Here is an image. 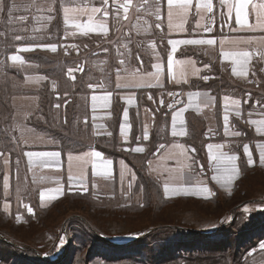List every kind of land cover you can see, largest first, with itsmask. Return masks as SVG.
<instances>
[{"label": "crops", "instance_id": "1", "mask_svg": "<svg viewBox=\"0 0 264 264\" xmlns=\"http://www.w3.org/2000/svg\"><path fill=\"white\" fill-rule=\"evenodd\" d=\"M133 2L138 4L139 0ZM196 2L197 0H193V5ZM212 2L211 13L204 11L197 15L195 7H191L182 30L169 29L167 0H161L160 21L144 11L137 12L135 8L130 9L127 20L123 18V9H119L120 16L117 19V9L123 0H116L115 3L108 0L106 6L102 0H48L47 7L38 10L40 13L37 15L41 18L36 20V25L44 26L40 30H43L42 33L46 31L43 39L47 42H20L14 51L6 54L4 61L8 66L16 68L15 75L21 76L20 81H14V84L22 85L26 89L32 88L31 92L28 91L23 96H34L32 90L37 89L42 97L45 94L51 98L54 105L62 107V112L58 111L57 118L63 125H66L64 121L69 118L67 127H72L75 133L54 137L51 135L55 133L53 129L43 126L44 120L40 124L34 123L30 118H37L36 107L37 104L40 105L38 99L33 111L26 115H18L16 121H12L14 124L4 131L3 138L2 134L0 135V216L14 223H22L18 221L20 218L22 221H28L34 218L38 208H48L64 194L71 193H100L103 198H119L121 207L133 205L135 208H141L143 205H149L151 198L157 199L163 205L196 200L202 205L215 208L219 206L220 214L217 212L208 215L198 212L192 215L184 211L182 224L176 225L194 231L199 230L204 234L222 231V228L235 222V212H243L247 216L264 212V189L242 198L244 201L238 199V194L245 193L242 183L246 177L256 170L264 171V164L260 162V153L264 151V130L258 132L259 125L250 123L264 119V56L256 54L257 51L264 52V45L252 43L240 46L242 50L252 52L246 77L234 75L232 59H225L221 55L222 50L235 49L231 45L225 44L223 48L220 45V40L225 37L245 39L264 37V29L242 28L235 22L234 9L229 16L227 4H221L220 0ZM253 3L259 5L264 3V0H253ZM92 7H107V17L103 12L94 14L96 22L106 24L108 29L106 34L95 31L85 35L76 27L77 22L80 24L87 22V14L69 12L68 21L65 22V8ZM53 13L58 17L59 28L51 35L48 23ZM138 16L141 19L138 20ZM25 18L27 20L28 16ZM145 20L151 24L148 32L144 31L148 26ZM157 22L161 24L160 28L155 27ZM249 23H256L255 12H251ZM88 38H100L104 39V42L99 50L92 48L80 58L78 52L81 47L77 48V52L71 49L67 55L70 57L68 62L56 70L48 67L54 69L55 73L47 71L33 58L34 53L40 50L37 45L56 44L57 51H60L64 48L65 42ZM185 39H214L216 43L177 45V51L173 53L174 59L192 61L198 70L197 75H192L189 67L187 83L177 84L170 81L167 75V57L172 49L169 40ZM25 48L30 50L23 51ZM91 54L104 58L101 62L93 64L91 61L89 64L87 61L93 57ZM12 55L21 56L23 63L12 61L10 59ZM82 60H85L84 64L79 63ZM121 60L125 61V64L122 65ZM156 63H160L162 67L160 83L157 84L155 79H147L148 83L156 86L117 87V83L126 82L122 79L124 73L118 70L125 67L129 71L139 69L147 78L148 73L155 72L153 65ZM66 69L73 71L67 75ZM38 77L44 79L38 80ZM25 88L19 92L22 94ZM108 92L112 95L109 97L108 106L105 107L102 97ZM190 92H199L201 95L190 101L188 97ZM205 94L212 98L207 101L208 107L203 106ZM93 95L97 97L95 108ZM225 97H228L227 101ZM233 100H238L239 106L233 104ZM181 109L184 111L177 119L176 129L177 131L183 129L186 135L173 136L172 115ZM125 110L128 112L127 121L124 119ZM67 113L69 115L66 117ZM45 115L44 112L38 113L41 119ZM225 115L228 116L227 133ZM49 119L52 120L53 117L45 118L46 125L49 124ZM181 119L183 123H180ZM122 123L127 124L125 134H121ZM145 128L148 131L147 140L143 138ZM66 137L70 143L68 146L62 144ZM175 144L184 146L185 156H180V149L172 147ZM208 144L221 146L219 149L214 148L213 152L237 157L232 164L235 165L238 174L230 184L224 183L221 179H212L214 175L221 174V169L215 166V161L209 159ZM160 145L165 147L160 149ZM245 145L248 146V153L244 150ZM137 147L143 148L144 151H133ZM92 150L100 152L101 157L88 158L89 163L86 166L76 159ZM28 152H56L59 155L55 158L32 157L30 163L29 157L25 155ZM173 153L175 156L169 158ZM250 156L253 160L251 165L248 163ZM106 160L112 162L108 168L110 176L104 174L103 164ZM93 162L97 164L95 171L92 168ZM232 164L225 162L223 167L230 168ZM70 175L73 177L71 180ZM81 176L83 180L77 179ZM140 178H143L142 182L139 181ZM165 183L169 185L168 194L164 191ZM61 186L62 195L48 191ZM204 188L208 191H202ZM41 191L45 192L43 200L40 198ZM124 194H127L126 198L129 199L126 203L122 202ZM225 200H231L232 205H227L228 201L226 203ZM234 206L237 209H234ZM152 228L157 227L149 229ZM133 234L121 236L123 240L116 243H126L134 239ZM216 235L222 234L220 232ZM68 243L66 239L64 245ZM248 243L250 249L236 255L239 259L238 264H264V248L260 247L264 244V235Z\"/></svg>", "mask_w": 264, "mask_h": 264}, {"label": "rangeland", "instance_id": "2", "mask_svg": "<svg viewBox=\"0 0 264 264\" xmlns=\"http://www.w3.org/2000/svg\"><path fill=\"white\" fill-rule=\"evenodd\" d=\"M13 4L15 5V7H12ZM47 5L48 0H0V36H6V33L10 32L12 29L14 32H18L17 35L22 39L21 42H47L43 39V34H46V31L42 33L43 30H40L44 28V26L40 24L36 25V20H39V18H41L37 15L38 13H40V11L38 10L40 8L43 9L44 7H47ZM10 7L12 8L11 13L9 12ZM27 16V20L19 19L20 17ZM51 16V21L48 23V31L51 32V35H54L55 30L59 28V21L55 23L54 29L51 28L52 23L55 20H58V17L55 13H53ZM7 26H9L10 28ZM37 30L40 31L37 32ZM65 39H67V35ZM86 40H70L68 42H65V46L64 48H62V50L56 52H52L50 49L40 47V50H37L34 55L38 54L39 57H42L41 60H44L42 61L44 64L41 65H43L45 69H49V66L52 67V65H55L56 70L57 67H60L62 64L70 60V57H68L67 55L71 52V49L74 52H77V48L81 47L79 48L78 52L80 53L78 55V58H80L87 51H91L92 48L93 50H96V48L99 50V48L102 46V43L104 42V39L100 38H88ZM85 45L87 47H85ZM106 45L107 43L105 44V46ZM91 55L93 57H90V61H87L89 64L91 61L93 64L101 62V59L104 58L100 57V55L97 54ZM84 62L85 60H82L79 63L84 64ZM4 65L5 64H2V62L0 61V135L3 134L8 127L10 128L12 124H14V122L12 121H16L18 115H26L28 112L33 111L35 105L37 104V99L38 102L40 100V105L37 104L36 107L37 118H30L34 123L40 124V122L42 123V121L44 120L43 126L53 129L52 131H54L55 133H52L51 135H53L54 137L62 134L67 136L69 134L75 133V130H73L72 127H67V123L69 124L70 122L69 118H66V120L64 121L66 122V125H63L60 119L57 118L59 116L58 111L62 112L61 106L56 107V104L54 105V101L51 98L47 97L45 94L42 97L37 89L32 90V94H34V96H23L26 95L28 91L31 92L32 88L26 89L25 87H22V85L14 84V81H20L19 79L21 78V76H17L15 75V73L5 74ZM9 67L14 70L16 69L11 66ZM66 73L68 75L69 70L66 69ZM22 88L26 89L25 92H23L24 94H21L19 92L20 90H22ZM43 112L46 113V115L42 116L43 119H41V117H38V113L41 114ZM68 115L69 113H67L65 116L67 117ZM47 116L53 117L52 120L49 119L48 125H46L45 120ZM81 131L83 132V130ZM67 140L68 138L66 137V141L62 144L68 146L70 143ZM14 150L16 151V153H18L16 149ZM242 188L244 189L243 192L245 193L238 194L239 201H244L242 200V198L248 196L249 194L253 195L259 189H264V171L256 170L254 173L249 174L242 183ZM126 196L127 194H124L122 197L123 203H126V201L129 200L126 198ZM151 199L152 200L149 205H143L141 208H135V206L133 205L123 204V207H121L119 198H103L100 193H71L68 195L64 194V196L56 200L52 206L44 209L38 208L35 212L34 218H31L28 221H22V219L20 218L19 220H17L21 221L22 223H14L12 220H8L0 216V235L4 236V238L8 240H13L24 245V249L26 250L23 251V253L26 255L33 257L32 253L33 251H36V253H42L47 258H52L58 254L66 241L63 236L62 230V228L65 226V222L69 221L68 219L70 218L78 216L83 218V220L86 223L90 224V226H93V228L95 229L94 232L97 235L104 236L111 242L123 240V237L121 236L132 233H134L132 235L134 236V239L138 237L144 238L143 242L146 249L142 251L141 255L145 258H149V254H151L152 251V254H154L157 258L161 254V256L164 255L165 247L162 244H164L165 239L159 240L157 242H152L151 237L152 235L155 236L156 233L153 232L147 236V232L149 231L147 229H149L150 227H165L166 225H181V221L185 216V212H189L192 215L198 214V212L208 213V215L217 212L218 214H220L221 212V210H218L219 206L215 208L208 205H202L196 200L181 201L175 202L174 204L170 203L168 205H163L157 199ZM226 201L228 200H225V202ZM227 205H232L231 200L228 201ZM234 209H237V207L234 206ZM236 213L237 219L235 220V222L228 225L226 228H222L223 233L230 232V235H228L227 237L230 242H233L231 247L228 248V250L231 251H233V248L236 247L234 245L236 243L235 240H238L239 236L238 234H236L235 228H237L241 224L243 225V223L247 222L251 218H257L261 215V217L264 218V212L262 214H256L253 216H247L243 212ZM225 215L226 214H223L222 216ZM195 231L201 232L199 230ZM162 232L163 231H159L158 235L162 234ZM173 233H175L176 235L177 232ZM169 234L172 235L171 233ZM226 234L227 233H225V235ZM61 237H63V243H61ZM2 247L3 246L0 247V250H2ZM10 248L4 247L5 252H2L3 255H6L7 250H13ZM231 251H229V253H231ZM83 254L84 252H81V255L79 253V256H83ZM3 262L4 261L0 257V264H3Z\"/></svg>", "mask_w": 264, "mask_h": 264}, {"label": "snow or ice", "instance_id": "3", "mask_svg": "<svg viewBox=\"0 0 264 264\" xmlns=\"http://www.w3.org/2000/svg\"><path fill=\"white\" fill-rule=\"evenodd\" d=\"M116 0H113V3H115ZM221 4H227L228 5V11H229V16H231L232 10H235V22L240 25L242 28H247V29H255V28H260L264 29V3H261L259 5L253 3V0H234V2H230V0H220ZM103 5L108 4V0H102ZM161 0H139L138 4H134L133 0H123V3H121L117 9L116 13V18L119 19L120 13L119 9H123L124 13V19L127 20L129 11L131 8H135L137 12H146L147 15L154 16L157 21L161 20V8H160ZM147 6V7H146ZM195 7L197 10V15H200L202 12L206 11L207 13H211L213 11V2L212 0H203V2H200V0H197L195 5H193V0H167V20H168V27L170 30L172 29H183V22L186 19V17L189 14V10L191 7ZM250 6H251V11H250ZM12 7H15L13 4ZM12 8H9V12L11 13ZM51 10V9H49ZM69 12L72 13H79L80 15H88V20L84 24L76 23V27L81 29L83 34L87 35L89 32H95V31H101L104 32L105 34L107 33L108 29L106 27V24L104 22H96L94 20V14L98 12H103L104 16L107 17L108 15V9L107 7H92L90 9L87 8H78V9H64L65 13V22L68 21V14ZM251 12H255L256 14V23L255 24H250L249 23V16ZM20 20L26 19L25 17H20ZM137 19H141V17H137ZM179 20V23H175V21ZM145 24L148 25L147 27L144 28L145 32L150 31L151 29V24H149L148 21L145 20ZM156 28H160L161 24L157 22L155 24ZM207 31H210V29H206ZM17 40L20 39L19 36L16 37ZM216 41L214 39H185V40H169V44L172 45L171 53L167 57V75L170 78V81H174L175 83L179 84L181 82L187 83L186 76L189 74L188 70L189 67H191V74L192 75H197L198 70L195 68V65L192 61H186V60H176L173 57V53H176L177 51V45H214ZM252 43H258L261 45H264V37H260L258 39L256 38H228L225 37L224 39L220 40V45L223 46L225 44L231 45L235 50L232 51H221V55L225 59H232L233 61V67H232V72L234 75L238 77H246L248 74V63L252 58V52L248 50H242L241 45H250ZM37 47H44L47 49H50L52 52L57 51V45L56 44H46V45H37ZM126 47V45H125ZM30 49L25 48L23 51H29ZM257 55L264 56V52H256ZM12 61L20 62L23 63L21 56L19 55H12L10 57ZM120 63L123 65L125 64V61L121 60ZM153 68L155 69V72L153 73H148L147 78L145 75H142L139 69H132L129 71L127 67L120 69L118 71L123 72L124 76L122 79H124L126 82L121 84L117 83V87H135V88H143V87H154L156 85L148 83L147 79H155L157 84L160 83L161 80V73H162V67L160 63H156L153 65ZM73 70L69 69V74H71ZM39 79H44L43 77H38ZM74 79V77H73ZM118 79H121V77H118ZM204 79H207V77H204ZM162 86V85H161ZM89 87H92L89 85ZM112 95L111 92L106 93L102 99L104 101V106H108V100L109 97ZM169 95H173L172 93H169ZM201 94L199 92L196 93H188L189 100L191 101L194 97H199ZM151 99V97H149ZM211 97H208L207 94H205V102H204V107H208V102L211 100ZM97 100V97L95 95L92 96V101H93V108H95V101ZM225 100H228V97H225ZM233 104L239 106V101L238 100H233ZM191 106V105H189ZM56 107H59L57 105ZM169 107H172L169 105ZM199 107V105H197ZM184 109H181L178 112H174L172 115V135L173 136H183L186 135V132L181 129L180 131H177L176 129V123L177 119L182 116ZM239 115V113H237ZM128 118V112L125 110L124 112V119L127 121ZM224 121H225V132L227 133V123H228V116H224ZM87 122V118L85 120ZM180 123H183V120H180ZM250 123L257 124L259 127H257V131L264 130V119L259 120V121H250ZM121 134H125L127 124L122 123L121 126ZM236 135H239V133H235ZM111 135V133H109ZM143 138L145 140L148 139V131L147 128H145L144 131V136ZM165 146L160 145V149H163ZM172 147L180 149V156H185V150L184 146L180 144H175ZM221 146L220 145H213V144H208V155L209 159L211 161H215L216 164L215 166L218 169H221V174L219 176L214 175L212 177L213 180L221 179L224 181V183L230 184L231 181L235 178V175L238 174V170L235 168V165L232 164L237 157L235 155L232 156H225L224 153L222 152H213V149H219ZM158 149V151L160 150ZM244 150L246 153H248V146H244ZM135 152H142L144 151L143 148L137 147L133 149ZM192 151H195V149H192ZM25 155L29 157V162L31 163L32 157H57L59 153L56 152H39V153H34V152H28ZM175 154L173 153L172 155L169 156V158H173ZM99 158L101 157V153L95 150H92L90 152L83 153L81 156L76 157L77 160L82 161V163L86 166L89 163L88 158ZM69 159L71 160L72 157L71 155L69 156ZM225 162H228L229 164H232V166L229 167H223ZM260 162L261 164H264V151H261L260 153ZM110 160L104 161L103 167L105 169V176H110V172L108 171L109 166L111 165ZM151 165V162H149ZM249 165L253 163V160L251 159V156L249 157L248 161ZM92 168L93 171L97 168V164L95 162L92 163ZM183 174V173H181ZM123 177V174H122ZM135 177L133 176V179ZM69 179H73V177L70 175ZM77 179L83 180V177H78ZM5 187H7V178H5ZM129 188H131V184L129 185ZM84 190L87 191V188L84 187ZM169 185L165 183L164 185V191L165 194H168L169 192ZM48 191L60 193L61 195L63 194L62 191V186L57 187L55 189H49ZM202 191H208L207 188L202 189ZM40 198L43 200L45 198V192L41 191L40 192ZM55 199V197H52ZM7 210V208L5 209ZM247 210V209H246ZM31 211V209H29ZM19 219V218H18ZM61 243H63V237H61ZM261 248H264V244L260 245Z\"/></svg>", "mask_w": 264, "mask_h": 264}, {"label": "trees", "instance_id": "4", "mask_svg": "<svg viewBox=\"0 0 264 264\" xmlns=\"http://www.w3.org/2000/svg\"><path fill=\"white\" fill-rule=\"evenodd\" d=\"M57 21L52 23L51 28L54 29ZM17 34V31L14 32L11 29L10 32L6 33V36H0V61L5 64V74L15 73L14 69L7 66L4 56L14 51L16 45L21 42V38L16 39ZM33 58L39 64H44L42 62L44 60H41L42 57H39L38 54H35ZM51 68H55V65ZM47 71L56 72L54 69H47ZM4 135L3 133L1 138ZM142 179L140 178L139 181L142 182ZM235 214L237 213L235 212ZM261 216L251 218L243 225L235 228L236 234L239 236L238 240L234 239L237 244H234L236 247L233 248V251L228 250L233 243L227 237L230 232L223 233V231L216 230L211 234H204V232L166 225L165 227L147 229L149 230L147 236L150 233H156L155 236L152 235L151 237L152 242L165 239L164 244H162L165 247L164 255L161 256V254L156 258L151 251L152 256L149 254V258H145L141 255L142 251L146 249L143 242L144 238L138 237L121 244L111 242L104 236L97 235L93 226L86 223L83 218L76 216L65 222V226L62 228L63 236L68 239L69 243L65 244L55 257L47 258L42 253H36V251L31 252L33 257L26 255L23 253L26 250L24 245L8 240L2 235H0V247H3L0 250V257L4 261L3 264H238L239 259L236 255L250 249L248 243L250 240L264 235V218ZM234 218L237 219V217ZM159 231H163L162 234L158 235ZM173 232H177L176 235ZM220 232L222 235H216ZM225 233L227 234L225 235ZM4 247H12L10 249L13 250H7L6 255H3ZM81 252H84L83 256H79Z\"/></svg>", "mask_w": 264, "mask_h": 264}, {"label": "built area", "instance_id": "5", "mask_svg": "<svg viewBox=\"0 0 264 264\" xmlns=\"http://www.w3.org/2000/svg\"><path fill=\"white\" fill-rule=\"evenodd\" d=\"M230 2H234V0H230Z\"/></svg>", "mask_w": 264, "mask_h": 264}]
</instances>
